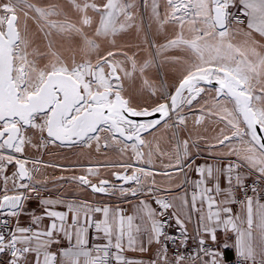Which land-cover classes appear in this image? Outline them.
Returning a JSON list of instances; mask_svg holds the SVG:
<instances>
[{
    "label": "snow or ice",
    "instance_id": "6c2138e0",
    "mask_svg": "<svg viewBox=\"0 0 264 264\" xmlns=\"http://www.w3.org/2000/svg\"><path fill=\"white\" fill-rule=\"evenodd\" d=\"M20 0H17V4ZM243 8L246 10L244 14L248 17V28L253 29L260 35L264 36V0H240ZM73 7L83 11L91 7L94 11L100 12V24L96 29L97 36H108L109 34L115 35L117 28L115 27L114 11L117 9L116 0H107L103 5L87 4L83 5V8L79 4L72 0ZM168 4L173 8V18L179 19L181 24L184 23L183 19L175 16L176 12L180 9H184V15L187 16L191 13L192 7L196 8L194 15L196 17H203V23L210 27L213 31L216 29H224L219 31L218 35L224 37L227 35L226 21L230 16L228 11L232 0H196L193 5L192 0H189V4L180 3L178 6L173 3V0H168ZM3 11L10 13V15L0 16V26L6 21V30L0 29V138L3 142L0 143V149H11L15 152H22L24 144L26 142L25 137L22 134L24 126H31L32 128H39L41 131L46 130L48 137H53L61 142L65 140H72L73 137L77 139H83L87 137L89 140L96 139L99 141L98 135H90V133H99L101 130L111 132L113 134L119 133L120 136L126 135V129L131 131L126 135V138L131 140L135 137L139 143H143L140 138L142 131H147L149 128L154 127L160 123V120L150 121L148 123L136 124L134 121L128 119V116H150L154 113L160 114V119L168 116L169 105L161 103L150 111L147 108L137 109L130 106L129 101L121 96L119 87L115 89L113 85L105 79L103 70L100 65L97 64L96 71L92 70V66L87 62L74 66L72 69L61 66H52V71L37 70L34 61L28 59V53L21 48V44L27 46L28 41L21 37L20 32L16 27V21L18 19L16 13V5L8 3L3 4ZM29 8H35L36 13L41 19H47L49 16L57 15L55 11V5L51 6L49 10L35 7L34 5H28ZM27 15V13H25ZM196 20L192 21V24H196ZM239 22V21H238ZM84 25H90L91 19L85 16L82 20ZM51 28H57L61 31L74 30L77 34L83 36V32L80 28H76L75 25L59 26L55 21H49ZM123 28V25H121ZM197 35L191 40H185L182 36L178 35L175 39L169 41L165 48L177 47L179 45H185L200 61V64H193L194 70H189L188 74L180 81L179 86L175 90V94L171 96V108L177 107L178 99L181 101L186 100L188 104H191L197 96L201 94L203 89L198 88L197 84L200 81L211 83L215 80L218 87L215 88L217 97L222 94L225 97L230 98L235 102V110L242 117L243 123L246 125V130H238L233 135H240L243 132L244 135L250 136L251 140L255 142L260 149V156L257 158L255 155H249L245 157L250 166L257 168V170L264 175V136L258 135L257 132L264 133V108H256L254 101L264 100V87H261L259 91L262 95H256L253 89L256 87L251 81L253 80L252 73H255L256 77L260 76L258 68L264 66V57H262L258 64H252L251 62L245 63V61L237 60L234 56H220L217 55L213 59L222 61L219 64L205 61L204 48L198 43L204 40L206 36L211 35L208 31L203 29H193ZM202 33V34H200ZM85 43L91 49H95L97 45L94 41L90 40L86 36L84 37ZM207 47V45H205ZM228 48H232L229 44ZM217 53L220 52L219 48H216ZM239 52V49H236ZM253 54H257L255 49H252ZM108 55H112L109 53ZM243 55V53H241ZM258 55V54H257ZM230 61V62H224ZM208 64V67H202V65ZM243 65V66H242ZM35 73V75H33ZM91 75L93 80H86V76ZM118 79V77H117ZM93 81H95L97 87L93 89ZM259 83V80H257ZM100 89H103L101 91ZM187 90L191 98L182 97L183 92ZM114 93V97H113ZM128 114V116L125 115ZM43 114V123L37 124L36 117ZM231 115V113H229ZM183 122V118H181ZM199 122V121H198ZM232 123V121H229ZM102 126H107L102 129ZM237 127L236 124L232 125ZM230 137L225 136L223 140H219V144H224ZM185 153L187 156V141L184 142ZM249 152H254V149L249 148ZM141 153L137 152V156ZM0 159H7L11 162L14 157L12 156H0ZM18 165V173L21 177L29 176L28 171L24 167V162L16 161ZM150 163V161H149ZM181 163L179 156L177 158V164ZM127 167V166H125ZM139 171L144 172V169ZM205 169L198 167L197 172L203 176ZM219 171V170H217ZM228 181L231 185L233 177L230 175L232 172V166L227 169ZM149 173H145L148 175ZM208 178L213 177V169L211 166L207 168ZM114 175H116L114 173ZM118 178L125 181H136L140 183L139 178L135 173L131 176H119ZM80 182L87 184L88 181L85 177H80ZM201 180L199 184L203 183ZM237 185L242 184V179L239 175L235 177ZM107 181H101V185H106ZM25 187V185H20ZM95 192H106L103 186L91 185ZM124 193V189L120 190ZM134 195L136 190H131ZM212 189L205 188L202 195V200L208 202L209 213L207 219L209 222L215 218L217 226L221 223L220 210L213 212L211 209L215 205V201L212 196L206 193L211 192ZM215 191L219 194L222 190L219 184H216ZM255 191V189H253ZM227 196L231 197V192H227ZM20 196L9 197L5 195L3 200L0 201V208L6 205L10 208H16L21 202ZM248 214H247V230L242 231L231 217L225 219L223 224L227 229L231 226L232 231L238 232L240 238L247 236L251 239L252 228L254 224L252 203L253 198L247 197ZM232 202L231 199H226L224 203ZM44 204L51 203L50 201H42ZM143 204V202H141ZM162 208L167 209L172 207L168 202L159 199L156 201ZM147 208V205H144ZM70 210L73 209L72 205H69ZM261 209H264V205H260ZM193 209H195V197L193 198ZM75 211V210H74ZM96 212L103 211L105 217L108 216L109 209L107 207L101 209L96 208ZM223 213H231V209L224 207ZM16 215L15 212L11 213ZM149 217L151 218L152 212L149 210ZM49 216L57 217L61 222L64 221L66 214L61 212H49ZM37 221L40 219L36 218ZM87 219L86 218V222ZM128 231H124L123 218L119 222L117 231H113L112 227L108 225L107 219L103 221V227L101 223L96 224V228L99 231H103L108 238V244L101 246H95L93 249L86 247L87 240L84 238L85 229L80 228L75 232V244L71 243V233L64 231L65 237L69 240V247L61 248L60 259L61 264H81V258H83V264H109L110 256L114 255L117 264H125L124 257L119 254H112L109 252V248L112 247V237L115 236L116 249H122V241L124 236L127 235L128 245L131 247L137 241L131 232L132 217H128ZM239 219V217H236ZM204 217L201 216V223L203 225ZM73 222H77V217L73 216ZM177 224H181V221L177 219ZM181 227L183 225L181 224ZM256 227L260 230L261 236L264 237V211L259 212L257 216ZM162 225L158 222H152L151 232L149 236V243H152L153 238L158 242L159 237L163 235ZM53 230H58L57 225L53 223L49 230L46 232H36L33 236L17 237L15 234L10 240L5 243L4 236L0 235V253H3L6 249L11 251L12 260L10 264H20V259L25 254L34 252L37 258L43 254V264H56V253L49 252L47 249L53 244H60L61 241L53 238ZM59 230H63L62 228ZM18 232L26 233L30 229L18 228ZM204 231L210 234V238L213 243L216 242L215 229L211 227H204ZM139 232V229H137ZM40 237H46L47 239L40 240ZM37 240L36 247H31L30 242L32 239ZM17 243H24L26 246L22 248L17 247ZM199 244L202 246L201 251L205 255H221V253H212L209 249L203 247L205 240L200 239ZM225 248L227 245L224 246ZM237 256L243 257L245 260L255 261V251L251 244H242L241 240H237L236 245ZM142 251L146 250L141 248ZM95 251L97 255L93 256L92 252ZM264 251V249H262ZM179 259V258H178ZM39 264V259H37ZM131 264V262H127ZM212 264H218L213 259ZM264 264V261H261Z\"/></svg>",
    "mask_w": 264,
    "mask_h": 264
},
{
    "label": "crops",
    "instance_id": "0c3cea01",
    "mask_svg": "<svg viewBox=\"0 0 264 264\" xmlns=\"http://www.w3.org/2000/svg\"><path fill=\"white\" fill-rule=\"evenodd\" d=\"M230 7L243 13L246 11L240 0H232ZM247 24L235 30L238 42L245 45L246 37H257L264 41V36L253 29H249ZM166 55L167 53L163 52L164 60H166L165 62L169 61L167 63L171 71L174 64L170 61V57ZM257 71L260 72V76L257 79L259 83L255 80L254 85L256 87L253 91L256 95H262L259 89L264 87V66L258 68ZM186 75L187 73L183 78ZM198 88L203 89V91L191 104H188L186 100H180L176 110L170 117L142 136L141 161L144 172L140 181L141 184H139V188L135 189L134 195L132 191L108 195L95 193L90 191L88 187L79 186L71 178L70 180L66 178L67 180L58 182L41 180L38 177V166L34 165L38 164V128L30 126L27 133L22 132L26 139L22 152L13 151L22 161L27 162V164L31 162V164H25L29 171V180L25 182L20 180L14 164L4 167V173L0 177V198L5 195H21L22 197L20 208L16 211L11 210L16 215H10L12 212L7 214L11 218L28 216L29 221L34 223L36 232H46L55 223L58 230H53V238L61 241V243L49 246L52 248L69 247L70 242L64 235L65 230L71 233V243L75 244V232L77 229L83 228L85 229L84 238L87 240L86 247L89 249L91 248V243L95 246L108 244V238L103 231L97 229L95 237H91L89 226L93 220L96 223H101L103 227L102 222L107 219L108 225L115 232L118 230L121 218H123L124 231L127 233V218L132 217L131 232L137 242L129 247L128 238L125 235L122 241V249H116L114 247L115 236H113L112 245L116 254L129 258L132 264H145L151 257H153L152 261L157 258L158 253L157 240L153 238L152 243L148 242L149 236L152 235V222L153 220L156 222L158 220L149 201V195L153 193L166 194L173 204L177 218L186 226L192 238H197L198 240L203 238L205 241L212 242L210 234L204 231V227H211L215 229L217 238L215 244L218 248H224L222 251L219 250L221 255L226 258L237 256L236 245L237 240L240 239L242 244H251L253 247L256 253L254 262L264 261V251H262L264 249V237L261 236L260 230L256 227L258 213L264 211V209L252 207L254 224L251 239L247 236L240 238L239 233L232 231L231 226L226 229L223 224L225 219L231 217L242 231H246L248 207L239 212L234 210L236 213L232 211L231 213H223L222 211L225 207L223 205L228 204L224 203V201L226 199L232 200V197L227 196L228 191L231 192L232 196V190L228 181L229 173L227 172L228 163L226 160L237 158L250 166L245 157L255 155L259 158V146L251 140L250 136L244 135L243 132L240 135H233L238 130H246L242 118L239 117L235 110L234 101L224 95L217 97L215 88L207 86H198ZM182 97L191 98L187 92ZM255 102L259 104V108H264L261 104L262 100ZM133 108L136 107L133 106ZM151 109L148 110L150 111ZM181 118H183V122H181ZM229 121H232V123H229ZM233 124H236L237 127H233ZM107 133L106 136L109 141L97 142L96 139H92L89 142L80 144L85 146V148L80 149L81 158H76L77 155L73 154V156H70L71 163H68L63 168L86 169L114 165L116 160L110 159L118 154L117 151L119 149L114 147L118 138L111 132L107 131ZM97 135L100 140L101 135ZM225 136L230 137V139L226 140L222 145L219 144L218 141L223 140ZM185 141H187V156L184 155ZM249 148L254 149V152H249ZM2 150L0 149V156L4 155ZM178 156L181 161L179 165L177 164ZM75 158L77 161H75ZM97 159L103 160L104 163L97 164L99 161L94 162ZM3 163H6V159H0V170L2 171ZM32 163L34 164L32 165ZM209 166L213 169L212 178H208L207 168ZM198 167L205 169L203 176L197 172ZM252 168L257 170V168ZM88 173L96 176L100 171L89 170ZM145 173L149 174L145 175ZM201 180L204 182L198 186V182ZM217 183L222 190L219 194L215 191ZM20 185H25V187ZM36 186L48 193L49 197L40 194L38 198H34L30 193L33 201L27 202V192H32V189ZM205 188L212 189L211 192L206 194L212 196L215 201L213 212L220 210L221 223L219 226H217L215 218L211 222L207 219L209 213L208 202L202 200L201 195ZM194 197L195 209H193ZM42 201H50L51 203L44 204ZM69 205L73 206L72 210H70ZM144 205H147V208ZM105 207L109 209L107 217H105L103 211H95L96 208L103 209ZM149 210L153 213L151 218L148 214ZM53 211L65 213L64 221L61 222L59 218L48 215L49 212ZM74 215L77 217L76 223L73 222ZM201 216L204 217V227L200 223ZM37 217L40 218L38 221ZM236 217H239V219H236ZM86 218L90 219H87L86 222ZM61 228L63 230H59ZM137 229H139V232H137ZM42 238L47 239L46 237H40V240ZM231 241L233 245L230 244ZM35 243H37V240L33 241V245ZM225 245H227L226 248L224 247ZM141 248L146 250L142 251ZM92 255L95 256L93 252ZM247 261L253 262L251 259ZM28 264H37V262L31 257ZM39 264L41 263L39 262ZM58 264H61L60 258ZM81 264H83V258H81ZM203 264H210V260H205Z\"/></svg>",
    "mask_w": 264,
    "mask_h": 264
},
{
    "label": "rangeland",
    "instance_id": "374dc122",
    "mask_svg": "<svg viewBox=\"0 0 264 264\" xmlns=\"http://www.w3.org/2000/svg\"><path fill=\"white\" fill-rule=\"evenodd\" d=\"M75 2L83 8L85 3L103 5L107 0H75ZM181 2L189 4V0H173V3L177 6ZM8 3L16 5L15 14L18 17L16 27L21 37L28 41L27 46L25 47L24 44H21V48L28 53V59L35 62L37 70L52 71L53 65L72 69L76 65L87 62L92 66V70L96 71V66L99 64L103 70L105 79L113 85L114 89L118 86L121 96L128 101L130 100V106H134L137 109H151L161 103L167 102L179 82L183 79V76L186 73L188 74L189 70H194L192 65L200 64V61L185 45L164 47L178 35L182 36L185 40L193 39L197 35L193 30L194 28L203 29L211 33L204 40L198 42L204 48L205 61L219 64L222 61L213 58L220 55L234 56L237 60L245 61V63L258 64L260 59L264 57L263 40L257 37H246L245 45L238 42L235 30L242 27L227 29V35L220 37L217 29L213 31L202 22L203 17H196L194 15L196 11L195 7H192L191 13L187 16L184 15V9L182 8L179 12L175 13L176 17L183 19L184 23L181 24L179 19L173 18V8L168 4V0H116L118 10L114 11V20L117 31L115 35L109 34L106 37L95 34L100 24L101 13L94 11L91 7L81 11L73 7L72 0H20L18 4L17 0H0V6ZM195 3L196 0H192V4L194 5ZM28 5H34L35 7L45 9V11L55 5L57 15L41 19L36 13L35 8H29ZM5 15H10V13H5L2 7H0V16ZM85 16L91 19L90 25L82 23ZM193 20L197 21L195 25L192 24ZM49 21H55L58 26L60 24H64L65 26L68 24L75 25L76 28L82 30L83 36L77 34L74 30L61 31L59 27L51 28ZM5 22L0 26L2 30H5ZM121 25H123V28H121ZM85 36L95 42L97 45L95 49L87 46L84 40ZM229 44L232 45V48H228ZM216 48L220 49L219 53L215 51ZM236 49H239V52ZM252 49H255L258 55L253 54ZM163 52L167 53L166 56H169L170 61L174 64L171 71L167 63L169 61L165 62L166 60H164ZM109 53H112V55H108ZM208 66V64L202 65V67ZM114 69L120 75V81L110 79V76L114 74ZM252 75L253 80L251 82L254 84L258 77H256L255 73H252ZM86 80H93L92 76H86ZM96 87L97 85L93 81V89L95 90ZM100 90L103 91V89ZM253 103L256 108H259V104L255 101ZM261 104L264 107V100H262ZM42 117L43 115L41 114L36 117L35 122L38 125L43 123ZM0 127H2V124H0ZM28 129L27 127H23L22 132L27 133ZM97 134L101 135L100 142L109 141V138L106 136L108 134L107 131L101 130ZM117 138L118 141L114 147L119 149L117 151L118 154L110 159L116 160L114 165L86 169H67L63 167L71 163L70 156L76 154V158H81L80 149L85 148V146L80 144L59 145L46 136L45 130L41 131L38 128V164L32 163V165L38 166V177L41 180L58 182L60 180H70L71 178L76 184L85 188H89L93 184L99 185L101 181L107 180L110 184L105 187L108 189L106 195L112 193L120 194L122 193L121 189H124V192H130L133 189L139 188V184L141 183L134 182L131 185L122 187L119 182L115 181L113 175L114 173H125L126 176H131L133 172H136L138 173L137 177L141 181L143 172L139 170L143 169L142 159L141 155L137 156V152L141 153V147H138L135 142L127 143L121 138ZM3 156L7 157L6 155ZM76 158L75 161H77ZM17 160L19 159L16 157L11 162L6 159V166H10L11 163ZM97 161H99L97 164L104 163L103 160H94V162ZM21 162H24V165L27 164L25 161ZM28 164H31V162H28ZM133 165H137V167ZM89 170H99L100 173L94 176L88 173ZM80 177H85L88 183H81ZM30 193L34 197L31 191L27 192V202L33 201ZM231 197L233 198V195ZM260 205H264V202L261 200H255L252 203V207H260ZM223 206L230 208L232 212L236 213L232 202ZM246 207L248 205L242 209ZM214 209L212 208L211 210L213 211ZM12 221L16 225L15 235L17 237H31L33 233H36V227L34 223L29 221L28 216H15V218H12ZM30 226H33V228L29 232L20 233L17 231L18 228L29 229ZM34 240L36 239L34 238L30 242L31 247H36L37 243L33 245ZM230 244L233 245L232 241ZM25 246L24 243H17L18 248ZM56 249L48 247L47 250L55 253ZM219 250L222 251L224 248L219 247ZM32 253L25 254L20 259V262L28 264L32 257L35 259V262L39 259V262L43 264V254L41 253L39 258H37L36 253ZM152 258L148 262H145V264H152ZM11 259L13 258L10 251L2 257L1 264H7Z\"/></svg>",
    "mask_w": 264,
    "mask_h": 264
},
{
    "label": "built area",
    "instance_id": "2783aa9c",
    "mask_svg": "<svg viewBox=\"0 0 264 264\" xmlns=\"http://www.w3.org/2000/svg\"><path fill=\"white\" fill-rule=\"evenodd\" d=\"M228 11L230 12V16L226 21L227 29L243 27L246 25L247 18L242 11L235 10L232 7H229ZM226 162L228 163V167L232 166V172L230 175L233 177L231 190L234 209L239 212L243 207H245L247 205V197H252L253 201L261 200L264 202V175L237 158H229ZM6 165V163H3V171L0 170V177L4 173V167H6ZM237 175H239L242 179V184L240 185H237L235 182V177ZM253 189H255V191H253ZM32 193L35 198H38L40 194H44L49 197V194H46L37 186L32 189ZM2 199L3 197L0 198V201ZM159 199L168 202L172 205V207L167 209L162 208L156 203ZM149 201L155 211L158 223L162 225L161 231L163 233V235L159 237L157 243V258L152 261V264H203L207 259L210 260V264H212L213 259H215L218 264H261L259 261H247L240 256L226 258L224 255H205V253L201 251L202 246L199 244L200 240L192 238L182 223L183 227H181V224H177L178 218L174 212L173 204L168 195L153 193L149 195ZM96 224L97 223L93 220L89 226L92 238H94L97 233ZM32 228L33 226L29 227V229ZM15 230L16 225L12 221V218L7 213L0 211V235L4 236L5 243H7L13 234H15ZM94 247L95 245L91 243V249ZM203 247L209 249L212 253L219 252L218 246L213 242H205ZM60 249L61 247L55 250L57 256L56 264L59 262ZM7 252H10V250L6 249L4 253L0 254V264L2 263V257ZM109 252L116 254L113 247L109 248ZM93 253L97 255L95 251H93ZM11 260L7 264H10ZM124 260L125 264L129 261L131 262V260L127 257H124ZM20 264L22 263L20 262ZM109 264H117L114 255L110 256Z\"/></svg>",
    "mask_w": 264,
    "mask_h": 264
},
{
    "label": "water",
    "instance_id": "95a60500",
    "mask_svg": "<svg viewBox=\"0 0 264 264\" xmlns=\"http://www.w3.org/2000/svg\"><path fill=\"white\" fill-rule=\"evenodd\" d=\"M16 22H17V21H16ZM6 27H7V23H5V30H6ZM217 30H218V31H222V30H224V29H219V28H218ZM113 71H114V74H112V75L110 76V79H111V80H117V81H120V79H121V78H120V75L115 71V69H114ZM117 77H118V79H117ZM178 86H179V84H178ZM178 86H177V87H178ZM198 86H207V87H212V88H216V87H218V85L216 84L215 80H213L211 83H206V82H204V81H200V82L197 84V87H198ZM177 87H176V88H177ZM175 90H176V89H175ZM175 90H174V92L171 94V96L175 94ZM186 91H187V90H185L183 93H185ZM187 93L189 94L188 91H187ZM182 95H183V94H182ZM222 95H223V94H222ZM222 95H221V96H222ZM171 96L169 97L168 101L165 102V104L169 105V114H168V116L164 117L163 119H160V114H159V113H154V114H152V115H150V116H128L127 113H125V115L128 116V119L134 121L136 124L148 123V122H150V121H154V120H160V123H162L164 120H166L168 117H170L171 114H172V113L176 110V108H177V107H176L175 109H172V108H171ZM113 97H114V93H113ZM219 97H220V96H219ZM179 101H180V99H178V103H179ZM178 103H177V106H178ZM41 115H43V114H41ZM241 118H242V117H241ZM242 120H243V119H242ZM160 123H159V124H160ZM0 124H2V122H0ZM159 124L155 125V126L152 127V128H149L147 131H142V132L140 133V138L142 139V136H143L144 134L150 132V131L153 130L155 127H157ZM245 126H246V125H245ZM24 127L29 128L30 126H27V125H26V126H24ZM102 127H107V126H102ZM130 131H131L130 129H126V135H127ZM45 134H46V136L48 137V135H47V131H45ZM96 134H97V133H90V135H96ZM257 134H258V135H261V136H264V133L259 132V131L257 132ZM126 135H125V136H120L119 133H115V134H114V136L121 138L122 140H124V141L127 142V143L135 142L136 145H137L138 147H141V146H142V143H139V141H137V140L135 139V137H134L133 139L129 140V139L126 138ZM48 138L51 139L52 141H54L55 143L59 144V145H64V146H66V145H76V144H80V143H81L82 141H84L87 137H85V138H83V139H77V138L73 137L72 140H65V141H63V142H61L60 140H56V139L53 138V137H48ZM2 142H3V139L0 138V143H2ZM261 142L264 143V141H261ZM2 153H8V154L13 155V150L5 148V149L2 150ZM15 166H16V173H17L18 177L20 178V180H22V181H27V180H29L30 176L21 177V176L19 175V173H18V165H17V163H15ZM24 167H25V169L28 171V169L26 168L25 165H24ZM28 173H29V171H28ZM133 173H135V174L138 176V173H136V172H133ZM115 174H116V175H113L115 181L119 182L120 185H121L122 187L127 186V185H131V184H133L134 182H136V181H125V180H123V179L118 178L119 176H126L125 173H122V174L115 173ZM103 181H107V180H103ZM107 182H108V183H107L106 185H101V184H99V185H97V184H93V185L106 187V186H108V185L110 184L109 181H107ZM89 189H90L91 191H93V189H92L91 186H89ZM93 192H95V191H93ZM95 193L106 194V192H95ZM13 196H20V197H21V195H10L9 197H13ZM21 198H22V197H21ZM2 200H3V199H2ZM2 200H1V201H2ZM21 203H22V199H21L20 205H19L18 207H16V208L13 209V208H10V207H8V206L6 205L5 207L0 208V211H2V212H6V211H8V210H14V211H16V210H18V209L20 208ZM4 252H5V251H4ZM4 252H3V253H4ZM0 254H2V253H0Z\"/></svg>",
    "mask_w": 264,
    "mask_h": 264
},
{
    "label": "bare ground",
    "instance_id": "6f19581e",
    "mask_svg": "<svg viewBox=\"0 0 264 264\" xmlns=\"http://www.w3.org/2000/svg\"><path fill=\"white\" fill-rule=\"evenodd\" d=\"M6 23V22H5ZM2 29V28H0ZM93 79V78H92ZM97 135V134H96ZM95 136V135H94ZM90 140L88 138H86L84 141H82L80 144H84V142H89ZM4 155L6 156H12V157H16L17 159H19V161H22L18 156H15V154L13 153V155L11 154H8V153H3ZM16 161L11 163V164H14L15 165ZM134 167H137V165H133ZM143 168V167H142ZM22 181V180H21ZM28 181V180H27ZM25 182V181H24ZM14 211V210H13ZM9 212H12L11 210H8L6 211L5 213H9Z\"/></svg>",
    "mask_w": 264,
    "mask_h": 264
}]
</instances>
